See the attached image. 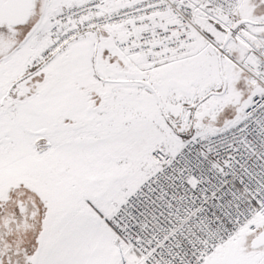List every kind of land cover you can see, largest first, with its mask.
I'll list each match as a JSON object with an SVG mask.
<instances>
[{
	"label": "snow or ice",
	"instance_id": "6c2138e0",
	"mask_svg": "<svg viewBox=\"0 0 264 264\" xmlns=\"http://www.w3.org/2000/svg\"><path fill=\"white\" fill-rule=\"evenodd\" d=\"M0 264H264V0H0Z\"/></svg>",
	"mask_w": 264,
	"mask_h": 264
}]
</instances>
